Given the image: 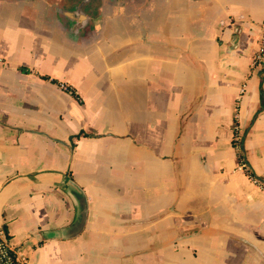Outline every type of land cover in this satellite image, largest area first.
<instances>
[{
    "label": "crops",
    "instance_id": "crops-1",
    "mask_svg": "<svg viewBox=\"0 0 264 264\" xmlns=\"http://www.w3.org/2000/svg\"><path fill=\"white\" fill-rule=\"evenodd\" d=\"M264 0H0V226L16 264H264ZM66 82L73 93L62 90ZM89 204L83 232L43 238Z\"/></svg>",
    "mask_w": 264,
    "mask_h": 264
},
{
    "label": "built area",
    "instance_id": "built-area-1",
    "mask_svg": "<svg viewBox=\"0 0 264 264\" xmlns=\"http://www.w3.org/2000/svg\"><path fill=\"white\" fill-rule=\"evenodd\" d=\"M263 62H264V24L262 27V32L258 38V47L252 56L251 66L255 68L256 66L262 64ZM59 87L67 92L70 93L74 92L72 86L66 82L59 83ZM243 139H244L243 133L239 129V126L235 125L233 129L232 145L237 155V168L242 171H245L254 183L264 188V183L252 173L250 166L246 160V154L243 146V141H244ZM0 261L3 264H16L17 262V257L15 256L14 251L11 248L8 241V234L5 228H3L2 226H0Z\"/></svg>",
    "mask_w": 264,
    "mask_h": 264
},
{
    "label": "water",
    "instance_id": "water-1",
    "mask_svg": "<svg viewBox=\"0 0 264 264\" xmlns=\"http://www.w3.org/2000/svg\"><path fill=\"white\" fill-rule=\"evenodd\" d=\"M66 192L76 207L75 218L66 226L44 231L42 233L43 238L63 240L72 239L79 236L85 229L88 220L89 204L83 187H81L75 180L68 179ZM0 264L3 263L0 261Z\"/></svg>",
    "mask_w": 264,
    "mask_h": 264
}]
</instances>
